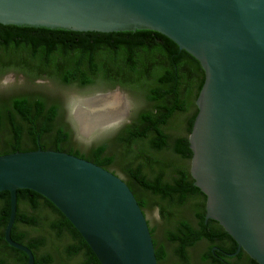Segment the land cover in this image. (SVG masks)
I'll return each mask as SVG.
<instances>
[{"label":"water","instance_id":"1","mask_svg":"<svg viewBox=\"0 0 264 264\" xmlns=\"http://www.w3.org/2000/svg\"><path fill=\"white\" fill-rule=\"evenodd\" d=\"M0 24L77 32L152 30L195 58L204 82L188 136L190 176L206 197L205 220L217 222L264 264V0H0ZM126 102V113L129 104ZM112 129L123 119L83 134ZM18 190L48 200L100 264H157L146 217L113 173L77 156L37 149L0 156V192L9 194L5 242L13 241Z\"/></svg>","mask_w":264,"mask_h":264},{"label":"trees","instance_id":"2","mask_svg":"<svg viewBox=\"0 0 264 264\" xmlns=\"http://www.w3.org/2000/svg\"><path fill=\"white\" fill-rule=\"evenodd\" d=\"M7 73L22 76L29 85L47 79L80 89L118 88L145 107L136 110L108 143L92 145L79 155L61 100L40 90L0 96V156L41 149L77 156L107 171L110 165L117 167L142 212L158 209L159 238L156 229L149 228L157 264H258L243 251L230 257L236 251L234 241L222 246V255L213 262L209 255L188 250L204 235L213 237L215 231L211 221L206 226L201 219L195 228L180 220L198 192L190 181L188 136L204 71L174 42L152 30L100 33L0 24V76ZM16 205L23 209L15 221L26 230L16 234L12 226L10 237L21 244L23 237L30 236L27 246L34 264H50L51 251L57 256V246L65 242L61 256L76 258L77 264H100L48 200L33 191L18 190ZM0 207V264H10V259L27 264L25 255L2 243L9 216L6 191L0 192ZM31 233L40 236L31 238ZM40 246L45 252L37 258L35 250Z\"/></svg>","mask_w":264,"mask_h":264},{"label":"rangeland","instance_id":"3","mask_svg":"<svg viewBox=\"0 0 264 264\" xmlns=\"http://www.w3.org/2000/svg\"><path fill=\"white\" fill-rule=\"evenodd\" d=\"M27 90H40L42 92H45L50 97H55L61 100L64 104L65 118L71 126H73L74 123L70 116V107L72 102L76 101L77 99L92 97L95 94H101V93L112 94V93H116L117 90H119L120 93L125 96L129 104V108L125 117L117 126L109 130L97 132L86 138L80 137L79 134L77 133V130L75 129L76 130V135L74 137L76 143L75 146H78L80 149L84 151H87L88 148L92 145L98 143H108L123 125L129 123L130 117L133 115V113L136 110L145 107L143 102L134 98L133 96H130L128 93L118 88L110 91H100L96 87L80 89L76 86H68V87L61 86L58 83L47 79L38 81L35 85H29L22 76L17 75L15 73H7L4 74L3 76H0V96H8L10 94L11 95L17 94L19 92L27 91ZM113 169L117 172L120 178L123 179L125 178L117 167L113 166ZM146 216L150 223V226L156 229V234H155L156 237L159 238L158 233L161 222L158 220L156 210H147ZM194 252L196 254L200 253L198 249H193L191 251V253Z\"/></svg>","mask_w":264,"mask_h":264},{"label":"flooded vegetation","instance_id":"4","mask_svg":"<svg viewBox=\"0 0 264 264\" xmlns=\"http://www.w3.org/2000/svg\"><path fill=\"white\" fill-rule=\"evenodd\" d=\"M72 127H73L74 137H75V135H76V130L75 129L76 128H74V125ZM99 144L100 143L95 144V145H99ZM76 148L78 149V154L79 155H85L86 152H87V151H84V150L80 149L78 146H76ZM108 171L111 172V173H113L117 177H119V175L117 174V172L113 169V166L110 165L108 167ZM189 174H190V163H189ZM120 179L122 180L123 178H120ZM124 179L126 180V178H124ZM190 181H193V179H192L191 176H190ZM193 186H194V181H193ZM205 208H206V197L198 189V192L195 191V193L193 194L190 202L187 205V210H186L185 213L182 214V216H181L182 219H180V220L187 221L191 226H193L195 228H199L201 219L204 220L203 222H204V224L206 226L208 225V222L211 221V223H210L209 226H212L213 230L215 231L214 236L213 237H208V236L204 235L205 237H203V239L199 240L196 243V245L194 246V249H198L202 256L204 254L205 255H209V257H208L209 259L208 260L211 261V262H213L216 257H219L220 255H222V254H220V253H223L221 247L222 246L232 245V242L234 240L224 231V229L221 231V229H220L221 226L217 222H215L213 220H210V219L205 220V211H206ZM22 209H23L22 206H19V205L17 206V208H16V217H17L18 212H20ZM0 210H1V207H0ZM154 210H156L158 220L161 222V217L159 215L158 209L155 208ZM146 211L147 210H144V215L146 217V220H147V223H148L149 228H152L150 226V223H149L148 219H147ZM177 220L180 221L178 218H177ZM13 229H14V233L23 235L24 234V231L26 230V227H25L24 224H22V222H20V221H17V222L14 221ZM206 233L207 234H210L209 232H206ZM38 236H40V235L39 234H36V233H34V234L31 233V238H35V237H38ZM28 238H30V236H27L26 235V237H23L22 242H20L21 245H23V246H25L27 248H28L27 245L29 243L28 240H30ZM205 238H208L210 240H207ZM2 243L7 244L5 242V240ZM66 243L67 242H65L61 246H60V244H59V246H57V250H59L58 253H57L58 254L57 256L55 255V251L54 250L51 251V253L53 254L52 255L53 256V260L50 262V264H77L78 261H77L76 258L67 259V258L61 256L62 254H61L60 251H62V249H64L63 247L66 245ZM169 245H167V249H170V246ZM188 250L191 252L193 250V248L190 247V248H188ZM240 251H243V250H240ZM44 252H45V247L44 246H40L39 249L35 250V255L37 256V258H39ZM239 252L237 254H239ZM21 254L22 255H25L23 252H21ZM231 254H228V255H231ZM235 255H233V256H235ZM233 256H230V257H233ZM243 259L246 260V258H243ZM61 260H63V262ZM8 262L10 264H16L17 263L15 259H10V260H8Z\"/></svg>","mask_w":264,"mask_h":264},{"label":"bare ground","instance_id":"5","mask_svg":"<svg viewBox=\"0 0 264 264\" xmlns=\"http://www.w3.org/2000/svg\"><path fill=\"white\" fill-rule=\"evenodd\" d=\"M126 102L118 93L81 100L74 108V118L83 134L123 119Z\"/></svg>","mask_w":264,"mask_h":264}]
</instances>
